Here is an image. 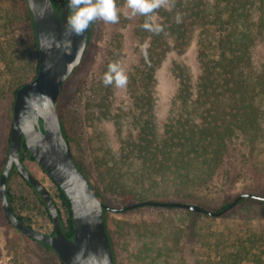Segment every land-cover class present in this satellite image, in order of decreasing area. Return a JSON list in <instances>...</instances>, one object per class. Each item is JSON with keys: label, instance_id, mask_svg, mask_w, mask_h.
Segmentation results:
<instances>
[{"label": "trees", "instance_id": "obj_1", "mask_svg": "<svg viewBox=\"0 0 264 264\" xmlns=\"http://www.w3.org/2000/svg\"><path fill=\"white\" fill-rule=\"evenodd\" d=\"M2 2L0 0V79L5 75L13 79L10 85L13 87L11 102H14L16 91L37 74L38 51L34 21L26 0H9L7 4ZM67 2L68 0H61V3L52 0L58 15L60 7ZM155 12L161 19L157 24L162 26V30L155 32L143 27L145 23H154L150 13L147 16L142 14L138 34L142 33L149 39L148 47L142 54L140 63L135 66L137 73L134 72V75L138 74L139 79H130L133 85L137 82L134 88L138 91L137 99L141 103L132 102L130 111L126 114L138 136L132 133L130 142L122 143L119 157L110 156L111 163L104 169V177L101 178L100 184L104 188L102 194L93 186L86 170L72 153L76 166L88 179L99 199L108 207L103 209V217L114 264L116 257L106 218V214L113 211L110 202L114 199L106 188L118 196L120 191L123 195L120 202L126 203L125 206L145 199L201 205L202 199L193 195V191L206 188L216 173L227 168L230 145L235 142L246 143L244 145L247 147L258 146L259 141L264 138V60L256 64L253 59L255 42L264 37V0H168V6H160ZM176 13L182 14L179 23L175 18ZM68 15H71L70 8ZM94 26L95 20L90 27L83 58L91 42ZM190 36L195 40L199 72L195 74L186 64H173L172 72L178 81L176 93L169 112L170 118L158 134L151 117L153 103L150 104L155 71L170 48L169 38L181 47L186 45ZM23 52L26 61L32 57V64L24 61L31 71V75L26 72L25 78L16 75L18 54ZM4 86L5 84L0 85V91ZM61 94L62 91L60 96ZM58 114L63 136L72 152L65 123L59 111ZM11 126L12 122L5 158L0 162V175L7 159ZM249 156L251 155H246V161L250 160ZM132 157L137 168L130 173L131 164L127 162ZM26 159L35 162L22 139L20 160L25 167ZM13 175H18L38 196L52 223L39 192L12 166L6 183V195L16 217L32 228L13 206L9 188ZM51 182L56 187L60 201L59 206L50 194L57 207L63 233L67 238H72L74 227L70 202L62 189L52 180ZM236 198L237 203L245 199L243 196ZM231 203H225L220 210L229 208ZM184 210L190 215L200 214ZM1 211L3 212L2 207ZM6 220L8 221L7 218ZM52 234L54 229L50 235ZM199 236L200 234L198 238ZM28 238L51 251L59 263L64 264L49 245ZM252 246L249 240H239L232 250L218 249L216 264H264V259L250 250ZM145 250L147 253L143 258H133V264H142L144 261L145 264H169L166 253H162V248L157 243L148 242L140 252Z\"/></svg>", "mask_w": 264, "mask_h": 264}, {"label": "rangeland", "instance_id": "obj_2", "mask_svg": "<svg viewBox=\"0 0 264 264\" xmlns=\"http://www.w3.org/2000/svg\"><path fill=\"white\" fill-rule=\"evenodd\" d=\"M56 1L61 3V0ZM8 2L9 0H3L2 3ZM115 4L118 21L111 23L95 19L87 53L77 70L64 83L62 94L58 98L59 105L57 104V110L71 140L72 153L101 194L104 191L100 184L101 178L104 177V169L111 163L110 156L119 157L122 143L130 142L132 133L138 136L127 118L132 102L141 103L137 99L138 91L134 88L137 82L133 85L130 79H139L138 74L134 75V72L137 73L135 66L140 63L149 41L142 33L138 34L142 14L132 15L131 9L127 7V0H115ZM161 6H168V0H162ZM156 9L150 13L154 24L161 20L155 12ZM169 43L170 48L156 68L150 100V104L153 103L151 117L158 134L170 118L169 112L176 93L178 81L172 72L173 64H186L195 74L199 72L193 37L190 36L186 45L181 47L177 46L172 38H169ZM18 57L16 75H22L24 78L26 72L31 75L30 68L25 63L32 64V57L26 61L24 52L19 53ZM253 59L256 64L264 60V37L256 40ZM111 62H118L124 69L128 78L125 87H116L114 83L107 86L103 84V75ZM12 80L6 75L0 79V85L5 84L3 92L0 91V162L5 158L12 122ZM259 143L258 146L249 147L244 145L246 143L234 142L230 145L227 168L216 173L206 188L193 191V195L203 201L198 206L215 213L221 212L220 208L225 203L235 201L237 196L244 193L264 197V138ZM246 155H251L248 157L249 161L245 160ZM133 158L127 162L131 164L130 173L135 172L137 168ZM24 164L60 206L55 185L38 164L28 159ZM127 175L129 176V173ZM9 188L16 212L25 218L34 230L50 234L53 225L33 190L18 175L11 177ZM105 190L114 199L110 202L113 211H109L106 218L116 264H133V258L136 256L143 258L147 251L140 250L148 242H155L162 248V253L165 252L170 261L169 264H216L217 250H232L239 240L252 242L250 250L264 259V201L245 197L242 202H236L218 216L205 212L190 215L184 208L152 205L120 212L116 209L126 207V203L120 202L123 197L121 192L119 191L118 196L109 188ZM149 200L151 199L144 201ZM135 203L139 202H130L129 205ZM61 213L64 217L63 210ZM145 263L144 261L142 264ZM0 264H60L51 251L45 250L8 223L1 211V203Z\"/></svg>", "mask_w": 264, "mask_h": 264}, {"label": "water", "instance_id": "obj_3", "mask_svg": "<svg viewBox=\"0 0 264 264\" xmlns=\"http://www.w3.org/2000/svg\"><path fill=\"white\" fill-rule=\"evenodd\" d=\"M26 3L34 21L38 70L31 81L16 91L12 104L8 154L0 175V203L3 213L15 229L49 245L64 264H114L103 217V209L107 206L76 166L68 142L63 136L57 110L64 83L82 61L94 20L83 33L76 34L68 29V2L60 7L59 15L52 0H26ZM22 139L38 166L67 196L74 227L72 238H67L63 233L57 207L49 191L21 162ZM12 166L41 195L50 214L54 234L41 233L28 227L12 211L6 195V183ZM240 196L264 201L263 196L251 193ZM143 205L184 208L213 216L226 210L213 213L196 204L149 200L116 211L122 212Z\"/></svg>", "mask_w": 264, "mask_h": 264}, {"label": "clouds", "instance_id": "obj_4", "mask_svg": "<svg viewBox=\"0 0 264 264\" xmlns=\"http://www.w3.org/2000/svg\"><path fill=\"white\" fill-rule=\"evenodd\" d=\"M162 0H127V7L131 9V14L152 13L154 9L161 6ZM68 7L71 9V15L67 19L68 29L76 34L83 33L89 24L99 18L106 22L115 23L119 17L115 0H68ZM181 13H176V21L180 22ZM143 27L159 32L162 26L159 24L145 23ZM127 75L118 62H111L107 71L104 73L103 84H115L116 87L123 88L127 85Z\"/></svg>", "mask_w": 264, "mask_h": 264}]
</instances>
